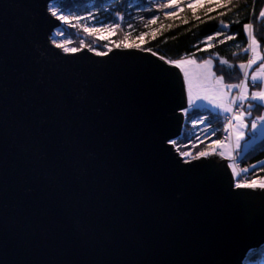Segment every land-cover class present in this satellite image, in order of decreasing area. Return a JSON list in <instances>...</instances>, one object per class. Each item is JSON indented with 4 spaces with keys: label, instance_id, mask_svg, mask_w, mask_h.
Masks as SVG:
<instances>
[{
    "label": "water",
    "instance_id": "1",
    "mask_svg": "<svg viewBox=\"0 0 264 264\" xmlns=\"http://www.w3.org/2000/svg\"><path fill=\"white\" fill-rule=\"evenodd\" d=\"M55 1L0 0V264H243L264 245V189L170 143L181 68L64 52Z\"/></svg>",
    "mask_w": 264,
    "mask_h": 264
},
{
    "label": "trees",
    "instance_id": "2",
    "mask_svg": "<svg viewBox=\"0 0 264 264\" xmlns=\"http://www.w3.org/2000/svg\"><path fill=\"white\" fill-rule=\"evenodd\" d=\"M161 1L60 0L53 2L51 6H57L60 12L63 11L71 17L82 18L73 19L71 23L75 24V27L66 30L74 42L85 40L87 45L90 44L92 48L102 52L108 40L97 39L98 44H95L94 38L85 37L84 31H80V28L86 25L105 28L117 24L119 27L115 31H118L119 35L115 36L116 38L127 40L140 36L141 33L150 35L142 48L151 49L149 52L158 58L164 57L165 62L189 57L202 62L212 57L214 73L216 76H223L225 83H239L243 79L239 64H246L252 58L250 49L247 53L243 51L244 48H249V37L243 29L244 24H253V34L261 50H264V19L259 18V11L264 9V0H178L176 3L178 12L175 14H169L167 8H161ZM221 21L229 27L224 29ZM217 32L221 35L216 36ZM208 36H212L213 39L206 40ZM228 36H233L234 39H226ZM221 40L224 42L220 43ZM220 58L226 59L233 67L224 65L222 70ZM246 108L247 102L243 110ZM197 113L206 121H210L207 131L202 124L193 125L192 121ZM225 115L221 111L207 107L202 109L200 106L195 109L188 107L184 118V131L174 140L176 150L179 153L190 151L193 155L199 151L210 150L212 141L223 140L227 126ZM259 115L264 117L262 106L254 107L251 114L245 117L249 128L251 122ZM213 132L215 135H212ZM247 133L249 139L251 135L249 131ZM256 135L249 150L243 152L241 156L235 150L239 171L241 172L243 168L250 169L248 173H242L238 180L246 182L253 179L258 182L264 180V134L257 131ZM263 251L264 246L253 250L248 256L249 261L259 259ZM258 264H264V260Z\"/></svg>",
    "mask_w": 264,
    "mask_h": 264
},
{
    "label": "snow or ice",
    "instance_id": "3",
    "mask_svg": "<svg viewBox=\"0 0 264 264\" xmlns=\"http://www.w3.org/2000/svg\"><path fill=\"white\" fill-rule=\"evenodd\" d=\"M194 7V5H193ZM48 11L52 14V16L56 17L62 24H64L66 27H75V24H72L71 21L73 19L80 20L82 19L79 16L71 17L69 15L63 14V12H60L56 7H50ZM259 18L264 19V9H261L259 11ZM238 23V21H236ZM222 27L224 29L228 28L229 25L224 24L223 21L220 22ZM119 27V25L114 24L112 26L111 30L103 29V28H89L84 27L83 31L88 34L92 33H99L103 30H107L110 32V35L115 34V29ZM253 24L247 23L243 25L244 31L247 33L249 37V48H244L243 51L247 53L249 49L252 51L253 55L252 58L247 61L246 64L241 63L239 64V70L242 72L243 79L240 80L239 83H225L223 76H216V74L212 71V65H213V58L209 57L208 59H205L202 61V63H197L195 59H187V60H169L166 61L169 64L175 65V66H193V71L189 72L187 67H184V76L187 81L188 86V103L190 109H195L198 106L199 101H207L211 106L217 108L224 114H231L230 117H226L228 119V124L231 125L232 121L235 120L237 122H241L242 128L246 127V125H243L244 118L247 115L251 114V110L254 107L262 106L264 107V57L260 56L257 52L258 48V41L253 34ZM57 35H64L63 32H57ZM146 35V33H141L140 39L143 42V37ZM216 36H220L221 33L217 32L215 33ZM108 36H99L98 39L100 40H107ZM155 38V36H153ZM206 40H212V36H208L205 38ZM226 39H234L233 36H228ZM224 41L221 40L220 43H223ZM53 43H57L56 41H53ZM65 43H70V41H65L61 43H57V47H60L63 49L64 52L68 53H75L77 51H80L82 47H90L89 45H86L83 40L80 41L81 48L77 47H65ZM104 47L108 48V45L105 44ZM115 47H124V48H141V43H128V42H120L116 43ZM208 47H212V45H208ZM92 51H97L96 48H91ZM111 50L110 48L108 49ZM147 51H151V49H145ZM99 55H106V52H98ZM160 59H165L164 57H160ZM257 61H260L258 67L249 73V71H244L245 69H252L253 65L257 64ZM219 64L222 66L228 65L229 67H233L232 65H229V62L226 59L220 58ZM201 86H204L205 91L208 93H211V95H193V89L194 87L199 88ZM260 87L259 91H249L251 88H257ZM238 90V95L229 96V93L233 90ZM247 102V108L239 111L237 114V111H234V109L239 110L244 108L245 103ZM255 102V103H254ZM185 113L188 112V109L184 110ZM193 125L202 124L205 126L204 130H208V125L210 124V121H206L203 117H201L198 113L196 114L195 119L192 121ZM264 126V117H258L256 120H253L251 122V127L248 129L249 132H251L253 135L258 130L259 127ZM227 131V126L225 128ZM212 135H215L213 132ZM244 131L241 130L237 137H236V149H240L241 147V140L244 139ZM197 140H199V137H197ZM203 141H201L202 143ZM170 143L175 144V141H170ZM210 150H204L199 151L195 155H193L190 151H181L180 155L182 157H191L192 159H198V158H207L212 155H219L220 157H225L226 152H228V155L231 156V152L228 151L229 145L225 143V140H215L212 141L211 145L209 146ZM217 148L222 149L220 151H217ZM250 169L243 168L241 169V172H236L235 168L232 169L233 175L236 177H240L242 173H248ZM235 187L237 188H261L264 189V181L258 182L257 180L253 179L250 182H240L237 180Z\"/></svg>",
    "mask_w": 264,
    "mask_h": 264
},
{
    "label": "rangeland",
    "instance_id": "4",
    "mask_svg": "<svg viewBox=\"0 0 264 264\" xmlns=\"http://www.w3.org/2000/svg\"><path fill=\"white\" fill-rule=\"evenodd\" d=\"M177 1L178 0H162L161 2H160V7L161 8H167V10L169 11V14H175V13H177L178 12V9H177V5H176V3H177ZM50 7H52L51 5H50ZM54 7V6H53ZM57 9H58V7L57 6H55ZM59 10V9H58ZM63 12V11H62ZM63 14H65L64 12H63ZM65 15H68V14H65ZM72 22V21H71ZM74 23V22H73ZM80 24V23H79ZM81 24H83V23H81ZM86 25V24H85ZM84 27H89V28H101V27H98V26H95V25H86V26H84ZM84 27H81L80 28V31H83V29H84ZM68 28H70V27H66L64 24H63V26L62 27H60L59 29H56V33L59 31V32H63L64 33V35H57L56 33H55V36H56V38L55 39H53V41H56L57 43H61V42H65V41H70V43H65L64 44V46L65 47H77V48H81V45H80V42L78 43V42H74L67 34V29ZM103 29H108V30H111L112 29V27H106L105 26V28H103ZM116 30V29H115ZM114 30V31H115ZM94 34V35H93ZM84 35H85V37L86 36H90V37H92V38H94L93 40L96 42L95 44H98V37L99 36H101V35H103V36H108L109 38L107 39L108 40V48H106V47H104V49L102 50V52H106V53H108V52H110V51H112L114 48H117V47H115V44L116 43H120V42H122V41H124V42H128V43H141V48H139V49H137V48H124V47H119V49H137V50H143V51H146V50H144L143 48H142V46L144 45V43H146L147 42V40L150 38L149 36H147V35H145L144 37H143V42L140 40V39H138V37H140V36H136V37H134V38H131V39H127V40H125V39H119V38H116L115 36H118L119 34H118V31L116 32L115 31V34L114 35H110V32L109 31H107V30H103V31H101V32H99V33H92V34H88V33H85L84 32ZM90 37H88V38H90ZM123 38V37H122ZM100 40V39H99ZM84 42H85V44H86V41L85 40H83ZM101 41V40H100ZM57 43H54L55 45H57ZM87 45V44H86ZM90 47H82L81 48V50L82 49H85V48H88V49H90L91 50V48H92V45H90V44H88ZM258 46H259V43H258ZM111 49L110 51L108 50V49ZM94 52H96V53H98V52H101V51H99V50H97V51H94ZM149 52V51H148ZM260 56H263L264 55V50H261V48H260ZM264 57V56H263ZM187 59H195V58H193V57H189V58H183V60H187ZM196 60V59H195ZM197 61V60H196ZM260 61H257V64L259 63ZM197 63H200V62H198L197 61ZM202 63V62H201ZM256 64V65H257ZM256 65H254L253 66V68H254V70L258 67V65L256 66ZM256 66V67H255ZM180 68H181V70L183 71L184 70V67H188L187 65H185V66H183V67H181V66H179ZM252 68V69H253ZM253 70V71H254ZM204 88V87H203ZM260 90V88H256L255 89V91H259ZM203 91V90H202ZM203 93L204 94H207V95H210V94H208L206 91H205V88H204V91H203ZM193 95L195 96L196 94H195V92H194V89H193ZM233 95H238V90L235 92V90H233L232 92H230L229 93V96H233ZM199 106H203V107H207L205 104H203V105H199ZM189 107V106H188ZM208 108V107H207ZM188 109V108H187ZM243 110V108L241 109V111ZM184 117H185V111H184ZM258 117H263V115H259ZM236 121L235 120H233V123H232V129H233V131L235 130V128H236ZM239 129H241V128H239ZM250 129V128H249ZM259 130H262V131H264V126H262V129H261V127H259L258 128V130L257 131H259ZM257 131L255 132V134L253 135L251 132H249V134L251 135V137L249 138V139H247V140H249V141H253L254 139H255V137L257 136L256 135V133H257ZM262 134H264V132H262ZM225 143H228V142H225ZM219 148H217V150H218ZM192 160H194V159H192V158H190V160H188L187 158H186V160L185 161H192ZM237 165L236 164H232V169L233 168H235V170H236V172H240L239 171V168H238V166L236 167ZM235 179H236V176H235ZM240 182L242 181V182H245V181H243V180H239ZM262 181H264V180H262ZM260 182V181H259Z\"/></svg>",
    "mask_w": 264,
    "mask_h": 264
},
{
    "label": "crops",
    "instance_id": "5",
    "mask_svg": "<svg viewBox=\"0 0 264 264\" xmlns=\"http://www.w3.org/2000/svg\"><path fill=\"white\" fill-rule=\"evenodd\" d=\"M260 46H258V48H257V52L260 54ZM250 52H251V56L253 55V53H252V51L250 50ZM264 56V55H263ZM262 56V57H263ZM201 63V62H200ZM260 63V62H259ZM259 63L257 64V65H259ZM256 65V66H257ZM254 66V65H253ZM255 66V67H256ZM188 68V70H189V72H192L193 71V66H188L187 67ZM254 70V68L253 69H248V71H249V73H251L252 71ZM212 71L214 72V70H213V65H212ZM183 73H184V70H183ZM186 80V79H185ZM186 86H187V81H186ZM204 86H201V87H199V88H196V87H194V92H195V94L197 95V94H199V95H206V94H204L203 93V91H204V88H203ZM261 86H258L257 88H260ZM187 89H188V86H187ZM255 89L256 88H251L250 87V89H249V91H255ZM203 90V91H202ZM208 93V92H207ZM208 94H210V93H208ZM211 95V94H210ZM203 104H205L208 108H210V109H213V110H217V111H220V110H218L217 108H215V107H213V106H211L207 101H199L198 102V106L199 105H203ZM236 128H235V130H234V134H233V143L235 144V149H234V147H233V144H232V142H228L227 144L229 145V149H228V151L229 152H231V156H229L228 155V152H226V155H225V158H228V159H230V160H233L234 159V157H235V150L237 151L236 153H238V155L239 156H241L242 154H243V152H245V151H247V150H249V148L251 147V145H252V142L253 141H249V140H247L248 139V123L246 122V120H245V118H244V121H243V125H246V127H243L242 128V125H241V122H237L236 121ZM239 128H241V129H239ZM261 129H262V126H261ZM241 130H243L244 131V133H245V135H244V139L243 140H241V147H240V149H236V137H237V135H238V133L241 131ZM264 132V131H262V130H259V132ZM219 150H222V149H219Z\"/></svg>",
    "mask_w": 264,
    "mask_h": 264
},
{
    "label": "built area",
    "instance_id": "6",
    "mask_svg": "<svg viewBox=\"0 0 264 264\" xmlns=\"http://www.w3.org/2000/svg\"><path fill=\"white\" fill-rule=\"evenodd\" d=\"M55 33H56V30H55V31L53 32V34H52V42H53V39L56 38ZM238 94H239V93H238ZM200 108L202 109V108H205V107L200 106ZM234 111H237V114H238V112L241 111V109H239V110L234 109ZM230 116H231V114H226V115H225V120H226V125H227V131L225 130V131H224V135H223V140H225V142H232V141H233V134H234V131H233V129H232V124L229 125V124H228V119L226 118V117H230ZM232 123H233V121H232ZM183 131H184V128H183ZM232 144H233V146H234V148H235V144H234L233 142H232ZM217 151H219V150H217ZM183 158H184V160H186L185 157H183ZM187 159L190 160L189 157H187ZM233 163L236 164V165L238 166V161H237L236 156L234 157L233 160H230V164H231V166H232ZM237 166H236V167H237ZM238 178H239V177H236V179H235V184H236ZM241 182H242V181H241ZM245 182H246V181H245ZM242 183H243V182H242ZM263 246H264V245H263ZM263 246H261V247H263ZM261 247H260V248H261ZM257 249H259V248H257ZM254 250H255V249H254ZM252 251H253V250H252ZM252 251H251V252H252ZM251 252H250V253H251ZM250 253L248 254V256L250 255ZM248 256H247V258H246V260L244 261L243 264H258L260 261L264 260V251L261 253L259 259H257V260H253V261H251V262L249 261Z\"/></svg>",
    "mask_w": 264,
    "mask_h": 264
}]
</instances>
